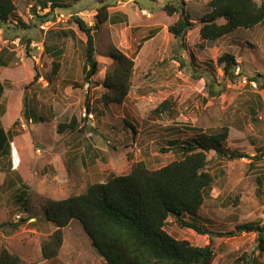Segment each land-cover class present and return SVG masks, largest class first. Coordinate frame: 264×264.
I'll return each mask as SVG.
<instances>
[{"label": "rangeland", "instance_id": "rangeland-1", "mask_svg": "<svg viewBox=\"0 0 264 264\" xmlns=\"http://www.w3.org/2000/svg\"><path fill=\"white\" fill-rule=\"evenodd\" d=\"M182 1L190 20L209 11L203 0ZM12 2L14 14L0 28V56L9 63L0 67L4 87L0 134L10 145V155L0 158V225H5L0 228V249L17 255L22 264H46L41 244L54 231L42 211L48 200L76 196L90 184L126 175L132 162L160 169L183 157L177 148L183 142L227 128L224 149L245 157L226 159L214 152L207 154L206 170L214 183L196 222L210 234L198 235L172 218L165 230L193 246L211 244L221 256L219 264H236L238 260V264L254 260L264 264L256 234L235 233L240 224H264V91L248 82L257 74L264 81V22L209 42L201 41L193 28L182 44L156 26L169 23L175 15L168 16L162 7L179 6L181 0H57V5L53 0ZM102 5L107 6L109 17L94 33L97 73L85 82L86 37L71 18L77 16L87 26H94ZM125 9L128 11L123 14ZM114 48L133 59L131 88L122 105L105 106L100 98L106 92L105 73L113 67L108 52ZM223 53L238 58L239 75L234 74L232 80L216 65ZM35 75L39 78L33 82ZM168 97L175 101L178 116L148 119ZM27 118L32 123L23 122ZM72 120L76 121L74 130L59 134L58 126ZM8 167L26 187L20 188L18 183L14 186L19 189L6 187ZM24 188L26 202L16 201ZM29 214L34 219L18 223ZM183 220L192 219L183 216ZM72 251L81 255L69 254ZM59 254L67 264L97 261L76 220L63 230Z\"/></svg>", "mask_w": 264, "mask_h": 264}, {"label": "trees", "instance_id": "trees-1", "mask_svg": "<svg viewBox=\"0 0 264 264\" xmlns=\"http://www.w3.org/2000/svg\"><path fill=\"white\" fill-rule=\"evenodd\" d=\"M56 1L53 0L52 3L57 5ZM184 5L185 2L181 0L179 6L166 4L162 7L168 16H178L176 22L168 27V32L182 44L195 25L185 15ZM207 7L209 11L196 22L203 42L217 41L237 30L252 29L264 22V0L260 3L258 0H210ZM14 11L12 0H0V28L9 22ZM108 17L107 6L102 5L97 9L94 26H87L77 16L71 18L86 37L85 82L97 73L94 33L101 24L107 22ZM108 57L111 58L113 67L105 73L103 87L106 92L100 101L105 106H120L130 92L134 62L116 48L108 52ZM216 65L223 76L234 79V70L237 68L234 56L223 53L216 59ZM0 67H7L2 56ZM38 78L35 75L33 82ZM261 79L262 75L257 74L248 82L255 83L264 91V81ZM3 91L4 87L0 82V97ZM177 116L175 101L168 97L149 113L148 119L172 120ZM28 121L32 123L29 118L23 122ZM75 126L76 121L72 120L59 125L57 131L59 134L67 130L73 131ZM227 136V128L215 134H200L177 147L183 155L180 160L160 169L150 170L141 161L132 162L126 175L113 176L104 183L90 184L83 193L76 196L58 201L48 200L42 206V211L44 218L53 224L54 231L41 244L42 259L49 261L58 256L63 244V230L76 220L87 235L90 246L104 264H219L221 256L214 252L211 244L197 247L188 241L176 240L167 233L165 227L168 219L172 218L178 226L193 230L198 235L210 234L196 222L198 211L214 183L213 176L206 170L207 154L214 152L226 159L245 157L224 149L223 143ZM9 155L10 145L6 136L0 134V158ZM16 183L20 188L26 187L21 178L8 167L6 187L18 188L14 186ZM25 190L26 188L16 195V201L26 202ZM183 216H189L192 220L184 221ZM31 219L34 217L29 214L18 223H26ZM4 226L0 225V228ZM11 226L16 228L19 225ZM235 233L256 234L257 249L260 253L264 252V224H240L235 227ZM239 262L240 260L236 264ZM0 264H22V261L14 253L1 248ZM252 264L259 262L254 260Z\"/></svg>", "mask_w": 264, "mask_h": 264}, {"label": "crops", "instance_id": "crops-1", "mask_svg": "<svg viewBox=\"0 0 264 264\" xmlns=\"http://www.w3.org/2000/svg\"><path fill=\"white\" fill-rule=\"evenodd\" d=\"M210 0H203V3H204V5H207V3L209 2ZM186 3V2H185ZM110 9V8H109ZM127 11L128 10H124V12H122L123 14H125V13H127ZM141 11H145V10H141ZM146 12V11H145ZM150 14V13H149ZM205 13H203L201 16H203ZM127 15V14H126ZM152 15V14H151ZM200 16V17H201ZM172 18H173V20L172 21H170L169 23H166V24H164V25H156V26H159L161 29H158V28H154L153 30H155V29H158L159 31L161 30V31H167L168 32V27L170 26V25H172L178 18H177V15H174V16H172ZM191 22L193 23V24H195L194 25V28L196 29V30H198V33H199V26L196 24V22H197V20H191ZM263 24V23H262ZM262 24H260V25H258V26H261ZM258 26H256V28L258 27ZM116 27V26H115ZM118 27V26H117ZM128 28L129 29H131V26H128ZM226 37H228V36H225V37H223V38H226ZM154 38V37H153ZM153 38H151V39H153ZM222 38V39H223ZM150 39V40H151ZM235 60H236V62L238 61V58L237 57H235ZM9 65V63L7 64V66ZM4 69V68H3ZM235 74V73H234ZM63 254V253H62ZM61 253L59 254L60 256L62 255ZM69 254H79V255H81V253H79V252H77V251H72L71 253H69ZM59 255H58V259H59ZM53 259V260H49V261H45V263L46 264H52L51 262H56V261H61V263H59V264H67V263H65L63 260H61V259ZM74 261H76V259H74ZM220 263H221V261H220ZM93 264H104V262H102V259H100L99 257H97V261H94L93 260Z\"/></svg>", "mask_w": 264, "mask_h": 264}, {"label": "built area", "instance_id": "built-area-1", "mask_svg": "<svg viewBox=\"0 0 264 264\" xmlns=\"http://www.w3.org/2000/svg\"><path fill=\"white\" fill-rule=\"evenodd\" d=\"M145 16H147V17H150V14H148V13H145V11H141ZM17 41V40H16ZM15 43V42H14ZM238 71H239V69L237 68V72L235 71V75H237L238 74ZM252 85L253 86H255V83H252ZM27 123H31V121H28ZM21 125L23 124L22 122L20 123ZM21 125H20V127H21ZM22 128H24V126H22Z\"/></svg>", "mask_w": 264, "mask_h": 264}, {"label": "clouds", "instance_id": "clouds-1", "mask_svg": "<svg viewBox=\"0 0 264 264\" xmlns=\"http://www.w3.org/2000/svg\"><path fill=\"white\" fill-rule=\"evenodd\" d=\"M238 68V67H237ZM239 69V68H238Z\"/></svg>", "mask_w": 264, "mask_h": 264}]
</instances>
